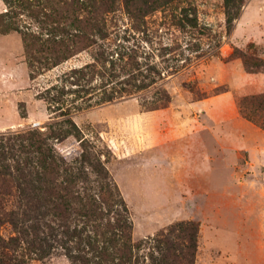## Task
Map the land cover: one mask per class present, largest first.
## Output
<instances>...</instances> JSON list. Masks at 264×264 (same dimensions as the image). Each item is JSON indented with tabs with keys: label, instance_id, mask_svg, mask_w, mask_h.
I'll return each instance as SVG.
<instances>
[{
	"label": "rangeland",
	"instance_id": "obj_1",
	"mask_svg": "<svg viewBox=\"0 0 264 264\" xmlns=\"http://www.w3.org/2000/svg\"><path fill=\"white\" fill-rule=\"evenodd\" d=\"M44 1L47 7L30 1L24 8L0 0V134L39 129L67 163L80 165L84 154L101 161L99 170L127 203L136 242L195 220V264H264V128L238 104L264 92V65L257 67L264 0H246L230 28L224 0L184 2L196 10L197 28L182 26L176 7L142 21L125 0L109 10L112 0H82L88 6L77 10L74 0ZM94 7L99 16L87 11ZM15 11L27 31H46L48 15L55 28L73 21L79 31L66 42L68 57L52 68L31 67L23 35L1 31ZM93 15L105 19V35L87 22ZM143 82L151 83L138 88ZM83 164L97 191L101 174ZM0 234H15L8 221ZM147 252L144 244L139 264L148 263ZM26 261L77 264L60 247Z\"/></svg>",
	"mask_w": 264,
	"mask_h": 264
},
{
	"label": "trees",
	"instance_id": "obj_2",
	"mask_svg": "<svg viewBox=\"0 0 264 264\" xmlns=\"http://www.w3.org/2000/svg\"><path fill=\"white\" fill-rule=\"evenodd\" d=\"M17 1L24 8L30 7V1L49 5L44 0ZM125 1L129 14L137 20L145 21L144 15L158 8L176 7L181 9L178 19L182 26L186 23L198 27L197 18L190 16L196 10L184 3L187 0ZM114 2L107 6L108 10ZM245 2L224 0L229 28L241 14ZM73 3L76 10L88 6L82 0ZM87 11L97 12L99 16L95 7ZM15 12L7 14L9 20L4 21L1 31H18L23 35L31 67L38 64L52 68L68 57L66 42L75 40L79 31L73 21L69 19L70 23H59L55 28V18L48 15V19L42 17L43 22L52 20L46 31H27L19 12ZM96 18L93 15L87 22L95 25L96 34L105 35L99 26L101 21L105 24V19L101 16L96 22ZM262 65L264 61L257 67ZM87 67L93 69V65ZM150 83L143 82L137 87ZM115 97L108 95L104 99ZM238 104L244 116L264 128V92L244 95ZM44 137L45 132L39 129L16 135L0 134V226L8 221L15 232L9 237L0 234V264H27L30 254L44 258L57 247L77 264H139L138 252L144 244L148 247L147 264H195L199 222L181 220L149 240L134 241L127 203L118 186L107 179L109 174L103 176V169L99 170L101 161L95 163L91 155L84 154L80 165L67 163L53 154ZM15 148L18 153L13 152ZM11 158L13 163L9 162ZM86 162L103 178L97 191L89 184V172L83 164Z\"/></svg>",
	"mask_w": 264,
	"mask_h": 264
}]
</instances>
